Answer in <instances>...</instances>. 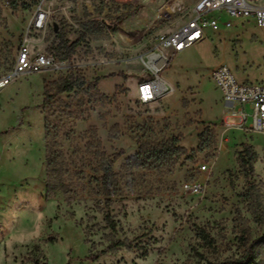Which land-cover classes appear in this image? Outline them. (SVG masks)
I'll return each mask as SVG.
<instances>
[{"label": "rangeland", "instance_id": "rangeland-1", "mask_svg": "<svg viewBox=\"0 0 264 264\" xmlns=\"http://www.w3.org/2000/svg\"><path fill=\"white\" fill-rule=\"evenodd\" d=\"M171 1L0 0V75L24 44L68 60L0 89V264H210L251 245L264 264V134L224 123L211 77L224 63L264 85V25L213 12L232 26L176 53L172 89L143 104L140 58L181 22L155 21Z\"/></svg>", "mask_w": 264, "mask_h": 264}, {"label": "built area", "instance_id": "built-area-1", "mask_svg": "<svg viewBox=\"0 0 264 264\" xmlns=\"http://www.w3.org/2000/svg\"><path fill=\"white\" fill-rule=\"evenodd\" d=\"M217 11L236 18L252 17L259 26L264 25V0H172L158 12L155 21H168L180 15L181 22L171 30L160 32L155 47L140 58L146 70V76L137 83V98L141 103H151L172 89L161 73L176 53L204 39L207 29L218 31L221 27L232 26L231 20L222 21L212 15ZM47 15L46 11H39L35 25L41 27ZM67 66L68 60L58 59L47 51L34 54L24 44L13 69L0 75V89L21 74ZM211 77L228 103L223 116L224 123L264 134V85L238 80L232 69L224 63L211 70ZM230 118H237V121H231ZM203 169H206L205 164L201 166ZM183 187L192 194L200 193L203 189L202 183L197 181L185 182Z\"/></svg>", "mask_w": 264, "mask_h": 264}, {"label": "trees", "instance_id": "trees-1", "mask_svg": "<svg viewBox=\"0 0 264 264\" xmlns=\"http://www.w3.org/2000/svg\"><path fill=\"white\" fill-rule=\"evenodd\" d=\"M83 38L84 37L82 36L80 39L72 42L71 45H69V47H67L68 48L67 57L72 56L75 48L79 45V43L81 42V40H83ZM72 88H73V86L71 84H68L65 87H60L59 91H67V90H71ZM251 159H252V157L248 158V157L244 156V157H242V162L244 165L250 164V166H252L251 165V161H252ZM110 170H111V167L109 165L106 167V171L108 172ZM106 182H107V177H106ZM256 259H257L256 258V250H255L254 246L251 245L249 247L248 253L239 259H227V260H224L222 262H214V263H210V264H256Z\"/></svg>", "mask_w": 264, "mask_h": 264}, {"label": "crops", "instance_id": "crops-1", "mask_svg": "<svg viewBox=\"0 0 264 264\" xmlns=\"http://www.w3.org/2000/svg\"><path fill=\"white\" fill-rule=\"evenodd\" d=\"M227 105H228V103H227Z\"/></svg>", "mask_w": 264, "mask_h": 264}]
</instances>
